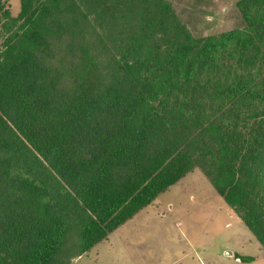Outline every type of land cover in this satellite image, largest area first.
Instances as JSON below:
<instances>
[{"label":"trees","instance_id":"trees-1","mask_svg":"<svg viewBox=\"0 0 264 264\" xmlns=\"http://www.w3.org/2000/svg\"><path fill=\"white\" fill-rule=\"evenodd\" d=\"M235 6L196 36L170 0H0V264H70L195 167L264 249V0Z\"/></svg>","mask_w":264,"mask_h":264},{"label":"rangeland","instance_id":"rangeland-1","mask_svg":"<svg viewBox=\"0 0 264 264\" xmlns=\"http://www.w3.org/2000/svg\"><path fill=\"white\" fill-rule=\"evenodd\" d=\"M170 1L196 36L244 26L236 0ZM70 264H264V249L195 167Z\"/></svg>","mask_w":264,"mask_h":264},{"label":"crops","instance_id":"crops-1","mask_svg":"<svg viewBox=\"0 0 264 264\" xmlns=\"http://www.w3.org/2000/svg\"><path fill=\"white\" fill-rule=\"evenodd\" d=\"M230 208V207H229ZM231 209V208H230ZM232 210V209H231ZM233 211V210H232ZM234 212V211H233ZM239 218V217H238ZM241 220V219H240ZM114 231V230H113ZM110 234V233H109ZM82 256V255H81ZM239 259V258H238Z\"/></svg>","mask_w":264,"mask_h":264},{"label":"water","instance_id":"water-1","mask_svg":"<svg viewBox=\"0 0 264 264\" xmlns=\"http://www.w3.org/2000/svg\"><path fill=\"white\" fill-rule=\"evenodd\" d=\"M230 253V252H229Z\"/></svg>","mask_w":264,"mask_h":264}]
</instances>
